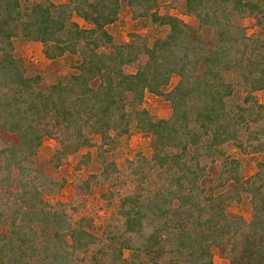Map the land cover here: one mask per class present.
<instances>
[{"label":"trees","instance_id":"16d2710c","mask_svg":"<svg viewBox=\"0 0 264 264\" xmlns=\"http://www.w3.org/2000/svg\"><path fill=\"white\" fill-rule=\"evenodd\" d=\"M124 3L160 31L152 42L108 30ZM163 3L0 0V264H214L213 246L226 264H264V0ZM28 41L53 61L77 56L75 71L43 85L16 54ZM134 131L154 149L120 165L108 154ZM91 149L97 172L61 176L90 167ZM233 149L262 156L251 175ZM245 198L250 217L232 214Z\"/></svg>","mask_w":264,"mask_h":264},{"label":"rangeland","instance_id":"374dc122","mask_svg":"<svg viewBox=\"0 0 264 264\" xmlns=\"http://www.w3.org/2000/svg\"><path fill=\"white\" fill-rule=\"evenodd\" d=\"M55 2H64L67 0H54ZM169 0H164V5L166 10H170L172 13H178L174 9L168 8ZM185 21L194 25H198V21L194 16H182ZM75 20L78 21L83 26H88V23L84 22L77 16ZM254 20L251 18H246L242 21V24L247 28L248 32L253 31ZM108 30L113 33L116 40L123 41L129 40L131 37V32H139L146 35L150 42L159 34L154 26H151L146 18H141L139 20L132 19V13L126 3L123 4V8L119 17V20L114 24L107 27ZM42 44L39 42L28 41V42H17L16 54L24 57L29 64L32 66L34 71H38L43 75V85L51 84L55 81L56 77L61 73H73L75 71V65L78 64L79 59L77 56L67 55L59 60H50L45 57L42 51ZM133 70V69H132ZM177 82V77L172 79V82L167 87L171 88ZM257 96L259 100L264 103V90L258 91ZM145 106L150 109V111L157 115L163 116L169 113L170 104L163 98L147 94ZM54 145V140L46 138L43 146L39 150L37 160L40 162L49 156L51 148ZM153 144L149 135L140 132H133L130 137H126L122 140L119 148L113 153H109L110 158L116 159L120 165L126 158H133L138 152L149 156L153 151ZM92 152V164L90 167H83L79 171H75L70 165L63 166L60 168V174L66 177L69 182H73L77 178H86L90 173L97 172L100 168L96 160V150L91 149ZM232 152L241 159L243 164V172L245 176H249L253 173L256 167V162L262 159V156L258 154H243L239 150L233 149ZM70 195V187L66 186L63 193L59 198L67 200ZM91 206V205H90ZM230 212L232 214H243L245 217L249 218L251 215V206L248 199L245 198L242 203H233L230 207ZM101 214V222L105 225L113 224L115 219V213L111 210L99 211ZM212 252L214 254V264H226L225 260L220 254L219 248L216 246L212 247Z\"/></svg>","mask_w":264,"mask_h":264}]
</instances>
